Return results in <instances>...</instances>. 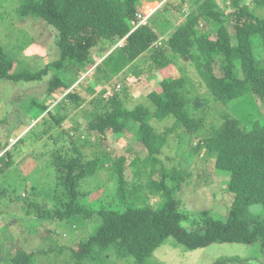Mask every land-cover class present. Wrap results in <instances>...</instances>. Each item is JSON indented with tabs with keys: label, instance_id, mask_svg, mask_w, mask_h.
Returning <instances> with one entry per match:
<instances>
[{
	"label": "trees",
	"instance_id": "16d2710c",
	"mask_svg": "<svg viewBox=\"0 0 264 264\" xmlns=\"http://www.w3.org/2000/svg\"><path fill=\"white\" fill-rule=\"evenodd\" d=\"M141 1L19 0L21 17H36L55 27L59 57L38 70L17 69L16 61L0 44V79L33 82L54 72L45 89L49 99L35 98L33 104L39 108L37 115L46 112L41 117L47 124L45 131L55 125L62 127L69 117L73 144L64 147V130L55 137L62 145L51 153V162L62 191L49 201L53 210L49 213L45 205L24 197L29 205L27 211L32 207L43 215L42 210L49 218L68 221L75 230L74 236L67 237V244L51 249L62 252L67 248L68 264H109L111 259L132 257L134 264H157L153 255L169 237H175L188 250L214 242H258L264 251V212L250 209L253 205L264 209V15L257 11L264 8V0H225L227 7L236 8L227 12L229 17L236 15L242 20L236 24L235 37L221 17L225 9L216 0H191L199 7L190 9L177 29L168 33V46L155 43L168 22L159 12L156 17L162 20L150 17L149 22L136 26L145 16L144 0ZM172 5L167 0L164 9L169 11ZM175 9L182 12V6ZM200 19L211 26L202 27ZM154 26L160 30L157 32ZM180 58L195 66L200 83L215 102L244 106L246 122L242 123V116L223 113L217 125H208L207 135L196 139L195 132L205 120L191 116L184 92L186 79L182 76L164 77L161 89L148 93L153 111L141 102L127 107L116 90L127 88L120 86L118 79L112 86L116 91L99 92L89 102L80 87H71L88 66L95 65L94 71L90 77L82 78L81 85L86 83L85 89L91 90L111 83L125 70L138 69L150 76ZM215 63L222 74L215 72ZM58 96L60 100L51 107L49 100ZM85 104L89 107L85 108ZM80 113L86 120L84 129L77 119ZM152 117H173L174 122L157 131L150 122ZM181 128L185 129L183 133ZM125 132L141 142L144 154L133 151L132 156L109 158L111 151L101 142L120 139ZM171 133L175 153L168 155L164 148L169 145ZM200 149L206 150V157L202 155L205 160H200L211 170H193L196 167L185 163V155L198 156ZM11 157V150L0 156V173L11 168ZM102 168L108 171L114 196L89 199L94 189H87L86 180L96 179ZM212 170L225 178L226 188L233 195L225 218L214 217L208 209L191 215L178 195L191 186L194 173H198L195 181L201 182ZM4 193L0 191V198ZM74 218L90 222V231L81 230ZM34 253L18 249L4 259L9 257L12 264H33ZM233 262L241 263L237 256H224L209 264Z\"/></svg>",
	"mask_w": 264,
	"mask_h": 264
},
{
	"label": "rangeland",
	"instance_id": "374dc122",
	"mask_svg": "<svg viewBox=\"0 0 264 264\" xmlns=\"http://www.w3.org/2000/svg\"><path fill=\"white\" fill-rule=\"evenodd\" d=\"M163 1L165 2V0ZM169 1L173 4L170 7L168 6L169 11L163 9V6L151 16L159 20H162L161 17L168 21L161 28L164 29V32L159 33V39L155 42L166 46H168L166 40L168 33L177 29L190 9L196 7L198 9L199 7V5L191 4V0H185L184 2L180 0ZM216 1L223 8L222 10L225 9L226 12L222 13L221 17L226 19L224 24L230 35L233 34L235 37L237 33L236 24L241 23L242 20H238L235 17L236 15L229 17L227 12H233L236 8L227 7L225 0ZM159 2L161 1L144 0L143 5L146 9H151ZM18 5L19 0H0V44L5 53L16 61L17 69L38 70L44 68L45 65L59 57L56 29L45 20L32 16L21 17L17 10ZM177 5L182 6L181 13L177 12L176 9L178 8L175 9ZM170 8H173V10ZM144 11L146 10L144 9ZM257 11L259 14L264 15V8H257ZM158 12L160 17H156ZM147 19L150 20L151 18L147 17ZM200 21L202 27L211 26L205 23L203 19H200ZM154 27L157 32L160 30V28ZM211 37H214V35ZM234 39L232 38L233 41ZM255 51L257 53V49ZM257 56L260 58L259 53H257ZM98 60L100 61V58ZM184 61L180 58L176 60L177 63H174L177 65L172 64L150 76L141 74L138 69L125 70L123 74L115 76L111 83L97 85L96 88L94 87L95 89L91 88V90L85 89L86 83L84 86L81 85L82 78L90 77L94 71L95 65L88 66L86 71L74 80L71 87L74 85L80 87L87 99L86 102H89L99 92L113 93L115 90L112 87L113 83L118 79L120 86L127 88L126 91L116 88L127 107L132 108L141 102L152 110L154 107L148 99V93L152 90L161 89V80L164 77L182 76L186 79L184 92L189 99L187 106L191 116L205 120L204 126L195 132L196 139L207 135L208 125H217L223 113L238 118L242 116V123L244 124L246 122L243 118L242 108L244 106L238 108L233 103L215 102L214 97L210 96L208 94L210 92L200 83V76H198L195 66L190 64V61ZM214 70L217 74H222L216 63L214 64ZM53 74L54 72H51L42 80L33 82H13L0 79V156L6 150H11V158L14 161L8 171L0 173V191H5L0 198V264H12L9 257V260H5L4 257L9 254L14 255L18 249L27 252L34 251L33 264H68L69 253L67 248H64L62 252H58V250L53 252V248L62 245V243L67 244V237L74 236L75 230L73 231L69 226L68 221L62 222L53 217L49 218L42 210L43 215H39L36 208L34 210L31 207L27 211L29 205L23 201L24 197H29L39 206L45 205L49 213L53 210V203L49 201H52L62 191L61 186L57 185L55 169L51 162V153L62 145V141H55V137L57 138L58 134L64 130L66 139L64 147H73L70 135L72 133V121L69 117L63 122L62 127L58 128L55 125L49 131H45L47 124L43 122L41 117L46 112L37 115L39 108L33 104L35 98L49 99L45 96V89ZM60 98L61 96H58L56 100H49L51 107ZM87 104L89 105V103ZM87 104H85V108L89 107ZM261 109L264 113V105ZM77 119L83 123L81 129H84L85 117L80 113ZM51 122L53 123L52 119ZM150 122L153 123L157 131H162L171 126L174 119L173 117H167L159 120L152 117ZM32 126L35 128L29 131ZM181 129L183 133L185 129ZM67 131H70V133ZM8 132L10 133L9 136ZM89 138L93 140V137ZM20 139L24 140L20 141ZM101 143L111 151L109 158L121 155L132 156L133 151L141 155L144 154L141 142L134 139L132 133L129 132H125V135L120 139H107ZM174 145V134L171 133L169 135V145L165 146L164 153L173 155L175 153ZM64 151H66L65 148ZM205 152L206 150L200 149L198 156H193L191 153L185 155V163L189 167H196L193 170L203 168L211 170L208 164L200 160L203 156L206 157ZM197 177L198 173L197 175L194 173L190 179L192 181L191 186L186 191H181L178 194L183 199L188 212L195 215L202 209H208L214 217L225 218L233 198V195L226 188L225 178L217 174L215 170H212L209 177L201 182L200 180L195 181ZM108 178V171L102 168L99 170L96 179L90 180L88 178L86 180L87 189H94L89 195V199L98 196L103 197V195L114 196L115 188ZM194 181L198 182L197 185H194ZM193 185L195 188H193ZM250 209L255 213L264 212L260 205H253ZM74 219H76L75 223L81 230L91 229L90 222H84L82 218ZM12 220H15V223ZM77 232L79 235L81 234L78 229ZM52 233L56 236L54 237ZM224 256H237L241 261V263L233 262L229 264H264V251L258 242H214L203 248L188 250L178 243L175 237L167 238L161 246L157 247L153 259L157 264H209ZM107 259H109V254ZM109 264H134V262L132 257V259L124 258V260L111 259Z\"/></svg>",
	"mask_w": 264,
	"mask_h": 264
},
{
	"label": "clouds",
	"instance_id": "9594fccd",
	"mask_svg": "<svg viewBox=\"0 0 264 264\" xmlns=\"http://www.w3.org/2000/svg\"><path fill=\"white\" fill-rule=\"evenodd\" d=\"M160 1H161V2H159L158 5H154V6L151 8V9H153V11H151V9H146V7H145L144 5H142V7H144V9H145L147 12H150L148 18L151 17L153 14H155L159 9H161V8L164 6V4L166 3L167 0H165V2H164L163 0H160ZM163 9H164V7H163ZM146 11H145V14H146ZM149 21H150V20H148L147 17H146L145 20H143V21L141 20L140 22H138V24H137L136 26H139V25H141L142 23L149 22Z\"/></svg>",
	"mask_w": 264,
	"mask_h": 264
},
{
	"label": "built area",
	"instance_id": "2783aa9c",
	"mask_svg": "<svg viewBox=\"0 0 264 264\" xmlns=\"http://www.w3.org/2000/svg\"><path fill=\"white\" fill-rule=\"evenodd\" d=\"M151 11H153V9H151ZM149 14H150V12H147L146 11V14H145V16L143 15L141 18V20L143 21V20H145L146 19V17H148L149 16ZM141 16V15H140Z\"/></svg>",
	"mask_w": 264,
	"mask_h": 264
}]
</instances>
